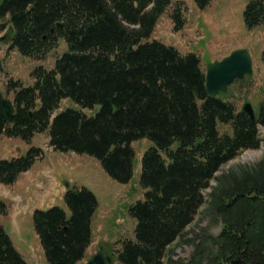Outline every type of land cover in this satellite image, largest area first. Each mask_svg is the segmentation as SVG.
Listing matches in <instances>:
<instances>
[{"label": "trees", "instance_id": "obj_1", "mask_svg": "<svg viewBox=\"0 0 264 264\" xmlns=\"http://www.w3.org/2000/svg\"><path fill=\"white\" fill-rule=\"evenodd\" d=\"M194 1L201 9L211 2ZM170 4L171 0L0 2V18L8 15L13 31L11 48L43 59L59 39L68 46L53 68L33 69V84L9 79L7 92L14 93L15 113L8 118L0 100V135L30 143L35 133L49 130L55 150L94 156L121 183L134 175L133 142H153L141 158L144 198L128 209L136 220L135 238L126 239L118 251L122 264H164L167 247L192 222L215 173L240 151L257 148V126L264 125V101L252 119L221 96L209 94L196 52L182 53L150 39ZM172 18L176 31L185 26L180 6ZM60 22L63 27L57 26ZM244 22L248 29L264 23V0L247 4ZM4 28L0 24V32ZM64 98L81 108L59 110ZM220 122L231 124L232 134L220 133ZM41 153L33 145L23 155L0 159V182H15ZM64 199L69 214L59 205L33 213L48 264H78L92 240L96 193L86 186L70 187ZM213 204L225 221L213 260L264 264V160L231 184H221ZM7 210L0 199V215ZM0 264H30L1 222Z\"/></svg>", "mask_w": 264, "mask_h": 264}, {"label": "rangeland", "instance_id": "obj_2", "mask_svg": "<svg viewBox=\"0 0 264 264\" xmlns=\"http://www.w3.org/2000/svg\"><path fill=\"white\" fill-rule=\"evenodd\" d=\"M250 1L211 0L208 7L200 9L194 0H172L158 20L153 37L183 51L197 52L201 56V67L205 72L214 61L221 60L233 50L248 49L253 59V73L236 79L219 96L231 102L238 111L242 110L246 102H250L257 114L264 101V23L253 29L245 26L244 10ZM179 6L186 18V25L175 31L172 13ZM2 23L5 28L0 32V90L13 98L14 93L7 92L10 78L20 80L24 85L33 84V69L38 65L53 68L56 58L68 50V46L65 39L61 38L46 58L25 56L16 48H11L10 37L13 31L8 15L0 18V24ZM68 107L81 108L71 98H64L59 110ZM84 110L88 114L93 113L91 109ZM257 127L260 145L240 151L215 173V178L204 191L205 201L198 208L192 222L167 247L164 264H225L223 259L217 263L213 260V256L219 253L220 244L216 241L220 240L225 227L223 216L213 206L214 194L219 191L221 184H231L234 177L244 174V171L264 160V125L258 124ZM218 128L220 133L232 134L229 123L220 122ZM49 139V130L37 132L30 143L20 137L5 133L0 135V159H11L19 153L27 152L33 145L42 149L35 163L21 172L15 182H0V198L8 203L7 213L0 215V222L31 264H48L34 229L33 211L36 208L46 209L59 205L69 214L66 201L58 193L56 196L53 194L43 197L46 190L52 185L63 189L65 181H70V186H86L96 193L99 203L92 218L91 243L78 264H86L99 250L101 241L110 243L106 252L113 255V264H122L118 260V251L126 239L135 238L136 220L128 209L132 203L144 198V188L139 182L141 158L153 142L148 138L133 142L136 152L134 175L130 182L124 184L110 177L96 157L74 151H57L51 146ZM4 190H10L11 195H6ZM15 190L24 201L15 196ZM15 219L18 220L17 224Z\"/></svg>", "mask_w": 264, "mask_h": 264}, {"label": "water", "instance_id": "obj_3", "mask_svg": "<svg viewBox=\"0 0 264 264\" xmlns=\"http://www.w3.org/2000/svg\"><path fill=\"white\" fill-rule=\"evenodd\" d=\"M58 27H63L62 22L57 24ZM246 73H253L252 57L248 49L238 48L225 56L221 60L213 62L206 72V86L210 95H217L221 91H226L228 85L236 78H243ZM0 100L8 118H12L15 113L13 101L6 97L0 91ZM243 110L252 118H256V113L252 103L246 102ZM66 187L70 186L69 181L65 182ZM108 242H100L99 250L86 262V264H113V255L107 253Z\"/></svg>", "mask_w": 264, "mask_h": 264}, {"label": "crops", "instance_id": "obj_4", "mask_svg": "<svg viewBox=\"0 0 264 264\" xmlns=\"http://www.w3.org/2000/svg\"><path fill=\"white\" fill-rule=\"evenodd\" d=\"M154 34H155V32L153 33V36H154ZM185 52H187V51H185ZM60 190H62V191H60ZM9 191H10V190H9ZM9 191H8V190H4V193H5L6 195H11V193H9ZM15 192H16V190H15ZM64 192H65V189H64V188L61 189L58 185H52L51 187H49V188L46 190V192H45V194H44L43 197H50V196L53 195V194L56 196V194L58 193L59 196H60V198L62 199V198H63V195H64ZM15 196L18 197V198H21L22 201H24L23 197H22L18 192L15 193ZM54 198H55V197H54ZM54 201H56V200H54ZM18 216H19V215H18ZM18 216H16V218H17ZM15 222H16V224H17L18 220L15 219Z\"/></svg>", "mask_w": 264, "mask_h": 264}]
</instances>
